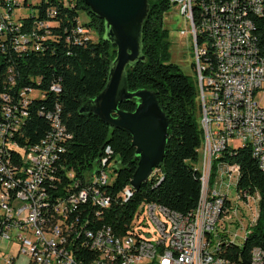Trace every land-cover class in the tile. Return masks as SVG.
Masks as SVG:
<instances>
[{"label": "built area", "instance_id": "2783aa9c", "mask_svg": "<svg viewBox=\"0 0 264 264\" xmlns=\"http://www.w3.org/2000/svg\"><path fill=\"white\" fill-rule=\"evenodd\" d=\"M169 2L187 21L191 38L202 39L200 48H192L203 129L200 165L196 167L202 191L196 207L182 215L157 203L142 202L126 233L117 235L103 223L104 213L133 194L130 184L116 192L112 188L119 159L106 147L91 170L77 173L60 163L70 134L58 104L39 111L51 127L45 146L20 147L14 136L23 114H28L34 99L46 98V90L25 87L17 100L2 97L0 264H13L19 254L27 256L28 264H264L261 246L252 248L248 262L221 255L223 244L236 243L225 223L227 217L236 215L240 204L253 211L246 227L236 220L244 227V237L258 217L257 190L244 192V197L235 194L233 204L228 191L240 169L221 158L239 146H253L252 156L257 164H264V98H255L264 82V0ZM30 5L27 0L21 4L0 0V40H6L9 31L21 25V20L13 17L15 7ZM46 12L55 14L53 9ZM50 24L39 21L19 34L14 49L38 51L49 36ZM78 35L75 42L91 38L80 25ZM35 82L40 84L39 79ZM33 89L38 93L33 95ZM49 90L58 93L59 85L53 83ZM8 149L22 151L25 169H18ZM4 242L7 251L1 254ZM73 249H80V256H73ZM142 255H150V262H142Z\"/></svg>", "mask_w": 264, "mask_h": 264}, {"label": "trees", "instance_id": "16d2710c", "mask_svg": "<svg viewBox=\"0 0 264 264\" xmlns=\"http://www.w3.org/2000/svg\"><path fill=\"white\" fill-rule=\"evenodd\" d=\"M148 3L141 35V52L145 58L126 67L125 82L131 92L142 88L154 92L168 121L167 138L164 156L156 173L138 189H133L127 202L112 204L104 213L103 223L117 235L126 233L142 202L157 203L189 215L200 196V174L194 162L199 159L203 129L195 62L191 63L194 74L190 76L171 61L169 30L163 21L164 14L171 7L169 0H148ZM26 7L33 8L35 13L22 17L21 25L9 31L6 40H0V121L5 102L3 96L17 100L19 91L25 87L46 90V98L34 99L27 109L28 114H23V123L14 136L18 145L37 146L46 139L51 127L39 111L58 104L60 118L70 134L58 160L80 173L93 169L96 160L109 147L119 159L112 185L116 192L130 183L137 168L138 157L132 138L93 113L81 114L79 111L86 101L104 88L109 65L116 55L115 46L104 38V21L91 14L83 0H40ZM48 9H53L55 14L48 16ZM81 11L88 15L87 21L80 20ZM39 21L51 23L47 27L49 36L42 47L38 51H16L13 45L17 36L30 31ZM79 25L88 30V35L93 32L96 38L81 37V42H75L79 36ZM201 41L200 38L195 39L198 48ZM36 79H39V85H36ZM53 83L59 85L58 93L49 90ZM137 103L136 98L128 99L120 102L118 108L133 111ZM8 150L10 156L16 155L14 163L18 165V151ZM221 159L238 164V193L252 194L257 190L260 195L256 223L242 244L225 243L221 249L224 257L248 262L252 248L264 247V170L248 147L225 152ZM74 251L80 255V249Z\"/></svg>", "mask_w": 264, "mask_h": 264}, {"label": "water", "instance_id": "95a60500", "mask_svg": "<svg viewBox=\"0 0 264 264\" xmlns=\"http://www.w3.org/2000/svg\"><path fill=\"white\" fill-rule=\"evenodd\" d=\"M91 14L105 24L104 38L115 46L116 55L109 65L104 88L79 109L91 112L113 128L127 132L138 157L130 185L138 189L160 165L165 150L168 121L155 94L147 88L129 91L126 67L143 61L141 35L149 9L148 0H83ZM136 98L133 111L118 108L122 101Z\"/></svg>", "mask_w": 264, "mask_h": 264}, {"label": "rangeland", "instance_id": "374dc122", "mask_svg": "<svg viewBox=\"0 0 264 264\" xmlns=\"http://www.w3.org/2000/svg\"><path fill=\"white\" fill-rule=\"evenodd\" d=\"M38 0H30L31 4H35ZM19 4L22 3V0H17ZM35 13V10L30 7H15L13 12V17L15 20L21 19L22 17L27 16L30 13ZM88 15H86L83 11L80 12V20L81 21H87ZM164 26L169 30V40L171 43L170 46V53H171V61L176 63L180 66L183 73L193 76V68L191 66V63L194 61L193 58V51L192 48H194V40L191 38V36L188 34V23L185 20V18L179 13L178 7L176 5H171L169 10L164 14L163 17ZM184 31L183 33L181 31ZM90 36L95 39L96 36L93 32L90 33ZM264 90V82L262 84V89L256 92L255 98L257 100H261V97L264 98L263 94ZM38 93L37 89H33L32 94ZM262 101V100H261ZM194 165L198 167L200 165V160L194 162ZM110 179H112L110 177ZM234 183H235V177H234ZM228 195L230 199L232 200L234 204V198H235V190L234 188H230L228 191ZM253 211H247L244 209L241 204L236 209V215L233 213L230 214V217L228 216L225 220V223L227 225L229 234L231 238H233L236 242V244H242L244 240V227L237 224V219H239L240 223L245 227L248 225L249 216L252 217ZM249 215V216H248ZM232 218V219H231ZM146 229H148L146 227ZM152 229V226H151ZM236 234L235 237L233 235ZM9 246H17L16 243H8ZM6 244L5 242L1 244V254L5 253L7 251L6 247H4ZM15 249V247H14ZM28 258L24 254H19L18 258L14 260L13 264H28ZM145 262H149V260H146Z\"/></svg>", "mask_w": 264, "mask_h": 264}, {"label": "bare ground", "instance_id": "6f19581e", "mask_svg": "<svg viewBox=\"0 0 264 264\" xmlns=\"http://www.w3.org/2000/svg\"><path fill=\"white\" fill-rule=\"evenodd\" d=\"M78 32H79V29H78ZM195 39L196 38H193V40H194V48H198L197 47V45H196V43H195ZM45 143H46V139L40 144V145H37V146H35V147H44L45 146ZM244 147H248V148H250V152H251V154L252 155H254V147L253 146H239V148H244ZM16 151H17V149H15ZM15 152V151H14ZM17 154V156H19V158L17 159L18 161L17 162H19L18 163V165L16 164V166H18V169H25V160H24V154H22V151H18V153H16ZM8 156H10V152H9V150H8ZM14 156V155H13ZM16 156V155H15ZM14 156V157H15ZM16 159V158H15ZM14 159V160H15ZM16 162V161H15ZM259 165V167L262 169V170H264V164H258ZM239 175L240 174H238L237 176H235V183L233 184V188H234V190H235V194L237 195V197H244V192L243 193H238L237 191H236V187H237V183H238V179H239ZM200 180V191H202V179H199ZM134 188L132 187V190H133ZM258 193V192H257ZM246 237V236H245ZM244 237V238H245ZM73 256H80V255H78V254H76L75 253V251H74V249H73ZM146 260H149V262H150V255H142V262H145Z\"/></svg>", "mask_w": 264, "mask_h": 264}]
</instances>
